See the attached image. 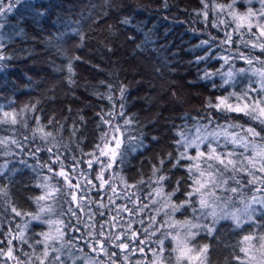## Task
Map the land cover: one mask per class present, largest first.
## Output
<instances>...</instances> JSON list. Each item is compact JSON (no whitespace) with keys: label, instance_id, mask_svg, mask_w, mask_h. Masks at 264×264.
I'll use <instances>...</instances> for the list:
<instances>
[{"label":"trees","instance_id":"obj_1","mask_svg":"<svg viewBox=\"0 0 264 264\" xmlns=\"http://www.w3.org/2000/svg\"><path fill=\"white\" fill-rule=\"evenodd\" d=\"M206 2L207 9L201 0H22L6 17L0 18L5 25L0 29V43L5 47L0 51L10 57L0 61L6 65L0 69V105L5 111L16 112L29 106L22 113L27 127L14 126L20 146L11 145L7 154L0 155V166L7 165L4 176H0V184L6 185L8 190L7 197H0V240L4 241L0 248L7 251L9 247L4 235L9 229L13 234L24 229L30 244L40 239L34 233L47 230V225H37L34 221L25 229L30 215L16 216L11 211L14 206L22 213L37 212L34 198L42 194L37 185L47 176L51 177L53 184L59 181L66 193L75 191L85 196L84 210L78 212L82 223L78 225L76 218L67 213L68 207H75L74 204L58 200L53 205L55 214L52 219L71 221L80 231L65 229L67 235L61 242L64 247L51 255H60L63 264H111L109 254L116 252L117 255L111 258L116 264H135L137 260L149 264L153 259L149 249H157L155 241L160 233L149 238L144 228L149 227L153 217L157 220L163 217L162 212L159 216L156 213L159 205L152 203L153 199H160L153 193L157 187L153 165L159 167V160L166 159L169 152L177 155L178 146L174 142L180 139L181 130L191 134L190 130L194 131L197 122L203 125L210 119L214 124L225 123L220 113L205 109L204 105L206 98L226 93L223 89H213L209 81L200 77L205 71L220 69L224 64L220 57L235 56L236 48L245 53L250 51L235 43L237 35L233 32L235 24L231 17L226 12L213 11L212 0ZM230 2L215 0L216 4ZM247 6L238 3L236 9L245 12ZM252 7H260L257 0H253ZM205 11L208 12L207 19L203 15ZM38 12L43 15H37ZM125 19L128 22L122 23ZM214 24L217 26L213 27ZM74 29L83 34V40L75 35ZM226 32L232 33L234 43H222ZM253 32H256L255 28ZM244 38L254 39L248 35ZM203 41L208 43L202 45ZM251 51L260 55L259 50ZM208 55L212 58L197 63L199 57ZM70 60L75 72L73 84L67 79ZM231 63L237 69L249 67L238 59ZM228 67L224 65L223 70ZM254 67L261 65L254 64ZM214 80L220 83L219 76ZM108 84L113 85L111 90ZM121 85L127 88L123 99L119 92ZM109 95L111 100L107 98ZM32 105H35V111H31ZM37 117L40 125H47L45 131L52 133L46 140L41 139L39 133L33 138ZM52 117L55 119L49 123ZM102 118L111 120V124L104 123ZM125 119H131L132 123L124 125ZM114 125H119L122 131L127 129L126 136L134 137L133 143L142 146L130 151L124 164L114 165L105 172V179L110 180L115 191L107 185L93 188L85 183V177L99 185L100 182L94 179L99 166L93 164L89 168L87 161L92 159L90 154L96 151V145L102 143V134ZM213 126L209 125V130ZM6 135L13 133L0 131V136ZM189 151L194 154V150ZM56 156L60 157L59 161ZM61 163L72 177L73 184L79 182L86 191L67 188L62 178L44 166L59 171ZM172 163L166 159L162 172L157 175L169 177L163 182L165 193L172 191L176 181L181 180V191L172 198L179 202L185 199L183 193L190 190L192 180L186 167L172 168ZM189 163L181 161L185 166ZM230 185L236 186L231 181ZM253 187H244L235 194L221 190L217 193L231 197L232 205L228 211H233L243 209L253 195H264L255 193ZM149 193L153 195L149 196ZM65 199L70 202L71 196ZM124 206L131 213L120 211L118 214L117 210ZM62 210L63 216L60 215ZM113 216L117 217L116 221L112 220ZM175 219L183 220L184 216L176 213ZM211 219L209 217L201 223L210 224ZM89 225H95L93 236L100 231V225H104L106 234H116L121 229L136 231L140 239L147 241L146 245H139L144 252L129 254L127 261L123 258L124 253L110 245L107 254L93 252L85 243L89 239ZM215 228L211 236L202 231L191 240V246L209 245L208 264H240L235 257H244L239 250L240 241L248 234L250 226L245 224L242 228H234L227 221H219ZM72 237L77 239L68 244ZM13 245L14 255L22 261L27 259L23 253L32 251L27 244L16 240ZM131 246L137 245L133 243ZM165 246L167 256L171 245L166 241ZM56 247L60 248L61 244L57 243ZM255 254L259 256V253ZM0 264L16 262L0 256ZM193 264L198 262L193 261Z\"/></svg>","mask_w":264,"mask_h":264},{"label":"snow or ice","instance_id":"obj_2","mask_svg":"<svg viewBox=\"0 0 264 264\" xmlns=\"http://www.w3.org/2000/svg\"><path fill=\"white\" fill-rule=\"evenodd\" d=\"M201 2L204 3L205 9H207L208 3L206 0H201ZM212 2L213 11L226 12L231 17V22L235 24L233 29V32L237 35L235 43L250 49V51L245 53L240 48H236L237 54L235 56L220 57L224 61L220 69L215 72L205 71L200 77L202 80L209 81L213 89H223L226 93L215 98H206L204 105L205 109H212L214 112L220 113L225 123L214 124L213 120L210 119L207 124L203 125L197 122L194 131L190 130L191 134L181 130L179 133L180 139L174 142L178 146L177 155L173 156L171 152L167 153L166 159L173 161L172 168L186 167L189 178L192 180V184L189 185L190 190L183 193L185 199L179 202L172 199L177 192L181 191V180L176 181V187L172 191L164 192L163 182L169 177L163 174L157 175V173L162 172L166 159L161 158L159 160V167L153 165V176L156 177L154 183L157 185L153 189V193L155 197L160 199H153L152 203L159 205L156 208V213L159 216L162 212L163 217L160 220L153 217L149 227L144 228V233L149 238L160 233L155 241L158 246L157 249H149L153 255V259L149 264H193V261H197L198 264H208L209 245L204 244L193 247L191 246V240L202 231L209 236L213 235L216 231V224L222 219L232 220L236 228H242L245 224L250 226L248 234L244 235L240 241L239 250L244 253V257L236 256L235 259L240 261V264H253V262L264 264V195H253L244 204L243 209L235 208L233 211H228L229 206L232 205L231 197H222L217 193V190H221L235 194L247 186H254L252 190L255 193H264V40L261 39L264 38V0H257L260 5L258 9L252 7L253 0H231L228 4H216L215 0H212ZM21 3L22 0H0V18L6 17L14 7ZM238 3L248 5L245 12L237 11L236 5ZM37 15H43V13L38 12ZM203 15L207 19L208 12L205 11ZM127 22V19L122 21V23ZM221 23H224V21H221ZM4 26V23L0 22V29ZM216 26L213 25V27ZM253 28L256 29V32H253ZM73 32L83 40V34L78 29H74ZM245 35L254 37V39H245ZM0 39H2V36H0ZM207 43L208 41H203L202 45ZM222 43H234L232 33L226 32L225 40ZM4 47L5 45L0 43V49ZM251 50H259L260 55H255ZM210 58H212L210 55L201 56L197 59V63ZM8 59L10 57L0 51V61ZM72 59L79 60L80 58L73 57ZM237 59L242 60L249 67L235 68V64L231 62ZM254 64H259L261 67H254ZM224 65L229 66L228 70H223ZM4 67L6 65L0 63V69ZM67 72L69 73L67 77L69 83H75L72 79L75 72L71 60L67 65ZM216 76L220 78L219 84L214 80ZM107 87L111 90L113 85L108 84ZM126 91V86L121 85L119 87L121 99L125 97ZM173 96L175 97L174 92ZM107 98L112 99L110 95ZM28 108L29 106H25V109H21L20 112L15 110L5 111L3 106L0 105V131L13 133V135L0 136V149L3 150L0 151V155L7 154L11 145L20 146V142L15 135L16 129L14 126L20 124L27 127V120L22 113ZM121 108L123 109V104H121ZM35 110V105H32L31 111ZM123 114V111H121L120 115L123 116ZM108 115L111 116V113H108ZM241 117L246 118V120H242ZM54 119L55 117L50 118L49 123H52ZM103 122L111 124V120H103ZM131 123V119L124 120V125ZM209 125H214L212 130H209ZM46 127L47 125L39 124V118L37 117V127L32 130L33 138L37 133L44 140L51 137L52 133L45 131ZM126 131L127 129L122 131L119 125H114L108 132L102 134V143L96 145V151L90 154L92 159L87 161L89 168H92L93 164L99 166V171L94 179L100 183L96 185L92 179L85 177L87 185H92L93 188H103L107 185L112 188L110 180L105 179V172L113 169L114 165L124 164L129 152L142 146L140 143L134 144L135 138L126 136ZM221 138L223 142H221ZM190 149L194 150V154L189 151ZM37 151H40V149L37 148ZM48 151L51 152L52 149L49 148ZM59 160L60 157L56 156V161ZM183 160L190 161V163L187 166L182 165L181 161ZM44 166L48 167L49 172L62 178L67 188L81 189V192L86 191L79 182L73 184L72 177L65 170L63 163L60 164L59 171H55L49 165ZM6 168V164L0 166V176H4V169ZM5 179L10 180V177H5ZM50 181L51 177L45 176L41 183L37 185L42 190V194L34 198V203L38 208L37 212L33 214L22 213L16 207H11V211L16 216L30 215L31 219L25 224V229L28 224L34 221L37 225H47V230L34 233L40 239H36L30 244L24 229H20L15 234L9 229L7 233H4L9 247L7 251L0 248V256L14 260L16 264H46V262L47 264H63L60 255L51 254L59 253L61 248L64 247L61 242L64 241L67 235L65 229L79 232L80 228L73 225L71 221L66 223L63 219H52L55 214L53 205L58 200L74 204L75 207H68L67 213L76 218L78 225L82 223L78 212L84 210L83 201L85 196L83 194L78 195L75 191L66 193L64 186L59 181L55 184ZM230 181L236 186H231ZM140 183H143V180ZM112 190L115 191L114 188ZM153 193H149V196H152ZM7 196L6 185L0 184V197ZM66 196H71L70 202L65 199ZM120 211L131 213V210L126 206L118 209L117 213L119 214ZM189 212L191 213L190 216L188 215ZM176 213H181L184 219H175ZM64 214L62 210L60 215L63 216ZM209 217L212 218L210 224L207 222L201 223V221H207ZM89 218L91 219V217ZM112 220L116 221L117 217L113 216ZM88 227L87 236L89 239L85 243L93 252L107 254L110 245L124 253L123 258L125 261L129 260V254L144 252V248L139 245H146L147 241L140 239L136 231L129 229L125 232L121 229L116 234L111 232L106 234L103 231L104 225H100V231L96 236H93L92 228L95 225H89ZM112 227H116V224H112ZM150 228L151 231H149ZM75 239L77 238L72 237L67 243L72 244ZM13 240L19 241L21 244H27L32 249L31 253H23L27 258L26 260L22 261L14 255ZM166 241L171 245L167 256H165ZM2 243L4 241L0 240V244ZM57 243L61 244L60 248L56 247ZM133 243L137 246L132 247ZM255 253H259V256ZM116 255V252L109 254L111 264H116V261L111 259ZM135 264H141V261L137 260Z\"/></svg>","mask_w":264,"mask_h":264},{"label":"rangeland","instance_id":"obj_3","mask_svg":"<svg viewBox=\"0 0 264 264\" xmlns=\"http://www.w3.org/2000/svg\"><path fill=\"white\" fill-rule=\"evenodd\" d=\"M220 221H227V222L230 223L234 228H236L234 222H233L232 220H230V219H222V220H220Z\"/></svg>","mask_w":264,"mask_h":264}]
</instances>
